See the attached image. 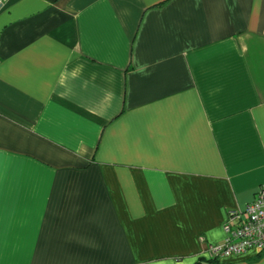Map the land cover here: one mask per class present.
Listing matches in <instances>:
<instances>
[{"label":"crops","instance_id":"0c3cea01","mask_svg":"<svg viewBox=\"0 0 264 264\" xmlns=\"http://www.w3.org/2000/svg\"><path fill=\"white\" fill-rule=\"evenodd\" d=\"M261 188L264 0L0 2V264H264Z\"/></svg>","mask_w":264,"mask_h":264},{"label":"built area","instance_id":"2783aa9c","mask_svg":"<svg viewBox=\"0 0 264 264\" xmlns=\"http://www.w3.org/2000/svg\"><path fill=\"white\" fill-rule=\"evenodd\" d=\"M226 214L223 241L209 245L208 252L216 257L242 255L250 250L264 252V188L243 209Z\"/></svg>","mask_w":264,"mask_h":264},{"label":"trees","instance_id":"16d2710c","mask_svg":"<svg viewBox=\"0 0 264 264\" xmlns=\"http://www.w3.org/2000/svg\"><path fill=\"white\" fill-rule=\"evenodd\" d=\"M197 264H199V263H197Z\"/></svg>","mask_w":264,"mask_h":264}]
</instances>
